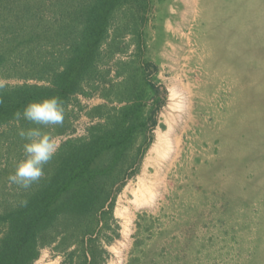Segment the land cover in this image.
<instances>
[{"label": "trees", "instance_id": "1", "mask_svg": "<svg viewBox=\"0 0 264 264\" xmlns=\"http://www.w3.org/2000/svg\"><path fill=\"white\" fill-rule=\"evenodd\" d=\"M152 1L0 0V78L21 81L0 84V160L5 161L0 167V264H32L40 249L54 242L59 251L75 245L66 253L71 264H99L104 250L97 235L109 228L115 193L136 172L151 142L165 94L154 82L157 67L147 58L116 60L112 76L105 65L124 51L119 41L127 34L136 50L145 43L141 29ZM96 94L118 106H93L86 114L97 120L83 136L61 141L43 165V177L28 188L10 181L11 191H5L6 177L16 171L29 143L20 132L39 129L50 138L65 134L71 127V99ZM51 97L61 102L62 124L17 118L28 104ZM136 225L125 264H195L189 236L173 246L175 238L164 225L154 233L151 223L146 225L149 235L139 221Z\"/></svg>", "mask_w": 264, "mask_h": 264}, {"label": "rangeland", "instance_id": "2", "mask_svg": "<svg viewBox=\"0 0 264 264\" xmlns=\"http://www.w3.org/2000/svg\"><path fill=\"white\" fill-rule=\"evenodd\" d=\"M263 11L264 0H153L141 29L144 45L136 50V42L130 41V34L119 41L124 51L116 52L105 65L110 67V76L114 73L116 60L140 61L147 58L156 65L154 82L165 90V94L160 96L161 106L155 117L157 123L149 134L151 142L139 157L134 167L136 172L128 176L115 193L109 228L100 230L97 235L96 243L104 250L99 256V264L126 263L137 221L147 235L150 231L145 228L150 223L151 233L158 231L162 225L167 227L169 238H175L172 240L173 246L178 242V246H181L185 237L187 239L189 236L192 242L188 246V253L192 256L197 254L193 258H196L193 261L195 264H264ZM217 61L219 63L216 64ZM233 69L236 73H233ZM245 81H248V86ZM18 82L21 81L0 78V84ZM251 87L256 90L253 92ZM173 92L176 93L174 96ZM175 99L178 100L177 111L172 107ZM69 103L70 131L51 137L57 147L69 135L78 137L86 133L87 127L97 120L86 114L93 106L101 103L118 106V103H109L98 94L91 97L78 95ZM168 121L181 123L177 128V135H180L176 154L173 153L172 142L170 152L153 155L145 163L157 131L164 132ZM231 133L235 135L231 136ZM172 153V156L168 155ZM25 158L24 153L20 156V163ZM4 166L5 161L1 159L0 167ZM8 167L12 168L11 165ZM14 173L12 170L6 177L5 191H11L9 177ZM152 173H158L160 183L157 184V192L141 195V191L137 190L138 182L144 176L154 179ZM193 221H197L196 225L191 224ZM55 247V242L42 247L32 264H71L66 253H70L75 245L61 251ZM76 252L72 255L74 262L79 256Z\"/></svg>", "mask_w": 264, "mask_h": 264}, {"label": "clouds", "instance_id": "3", "mask_svg": "<svg viewBox=\"0 0 264 264\" xmlns=\"http://www.w3.org/2000/svg\"><path fill=\"white\" fill-rule=\"evenodd\" d=\"M24 119L35 124L56 126L63 123V108L59 98L51 97L39 102L28 104L22 113H17ZM20 135L29 143L24 146L26 158L17 166L15 173L9 177L10 181L24 188H28L35 181L43 177V165L46 164L57 151V145L48 136L41 134L39 129L21 131Z\"/></svg>", "mask_w": 264, "mask_h": 264}, {"label": "bare ground", "instance_id": "4", "mask_svg": "<svg viewBox=\"0 0 264 264\" xmlns=\"http://www.w3.org/2000/svg\"><path fill=\"white\" fill-rule=\"evenodd\" d=\"M193 1V0H192ZM220 1V0H219ZM216 2H217V0H216ZM241 2V1H240ZM260 2H261V0H260ZM231 3H232V1H231ZM231 3H229V5L231 4ZM246 3V2H245ZM204 4V3H203ZM214 4H215V2H214ZM239 4V3H238ZM262 4V3H261ZM207 5V4H206ZM242 5V4H241ZM245 5V4H244ZM260 5V4H259ZM215 6V5H214ZM219 6H222V5H219ZM231 6V5H230ZM203 8H204V6H202ZM218 8V7H217ZM231 8V7H230ZM236 8H239V7H236ZM243 8V7H242ZM244 8H246V7H244ZM243 8V9H244ZM215 9V8H214ZM220 9V8H219ZM261 9V8H260ZM225 10V9H224ZM201 11H203V10H201ZM228 11H229V9H228ZM239 11H240V9H239ZM243 12H245L244 10H242ZM257 11V10H256ZM216 12V11H215ZM214 12V13H215ZM231 12V11H230ZM233 12V11H232ZM231 12V13H232ZM247 12H249V11H247ZM264 12V11H263ZM213 13V14H214ZM231 13H229V15L231 14ZM234 13V12H233ZM232 13V14H233ZM216 14V13H215ZM239 14H241V12L240 13H238V15ZM245 14H246V12H245ZM253 14V13H252ZM256 14V13H255ZM224 15V14H223ZM226 15V14H225ZM234 15V14H233ZM237 15V14H236ZM235 15V16H236ZM251 15V14H250ZM249 15V16H250ZM263 15V14H262ZM207 16V15H206ZM214 16V15H213ZM247 16H248V14H247ZM253 16H254V14H253ZM208 17V16H207ZM206 17V18H207ZM211 17V16H210ZM226 17V16H225ZM259 17V16H258ZM212 18V17H211ZM231 18H232V15H231ZM245 18V17H244ZM235 19V18H234ZM208 20V19H207ZM210 21V20H209ZM234 22V21H233ZM210 23V22H209ZM223 23V22H222ZM226 23V22H225ZM241 23V22H240ZM259 24V23H258ZM263 25V24H262ZM261 25V26H262ZM208 26H210V25H208ZM207 26V27H208ZM215 26V25H214ZM213 26V27H214ZM206 27V29H209V28H207ZM205 28V27H204ZM221 28H223V27H221ZM211 29V28H210ZM213 29V28H212ZM241 29V28H240ZM261 29V28H260ZM206 31H208V30H206ZM260 32V31H259ZM209 33V32H208ZM210 33H211V31H210ZM217 33V32H216ZM217 34H219V33H217ZM204 36V35H203ZM222 36V35H221ZM203 38V37H202ZM206 38H204V40H205ZM208 39V38H207ZM217 39V38H216ZM209 40V39H208ZM225 40V39H224ZM203 41V40H202ZM205 41H207V40H205ZM211 41V40H210ZM213 41H214V43H215V40L213 39ZM230 41H232V40H230ZM219 42H220V40H219ZM203 43V42H202ZM206 43V42H205ZM210 43V42H209ZM226 43V42H225ZM224 43V44H225ZM207 44H208V42H207ZM228 46V45H227ZM208 48V47H207ZM214 50L215 49H217V48H213ZM232 49V48H231ZM218 50V49H217ZM228 50V49H227ZM211 51V50H210ZM231 51V50H230ZM217 52V51H216ZM216 52H215V54H216ZM236 52V51H235ZM255 53V52H254ZM210 54V53H209ZM212 54V53H211ZM252 55V54H251ZM255 55V54H254ZM261 55V54H260ZM205 56H207V54L205 55ZM213 57H215L216 58V56H214V55H212ZM264 56V55H263ZM212 57V58H213ZM209 58H210V56H209ZM208 58V59H209ZM215 58H214V60H215ZM254 58H255V56H254ZM261 58H262V56H261ZM190 59V58H189ZM253 59V58H252ZM257 59V58H256ZM198 60H199V58H198ZM250 60V59H249ZM255 60V59H254ZM262 60H264V59H262ZM208 61V60H207ZM252 61V60H251ZM200 62V61H199ZM262 62V61H261ZM200 63H202V62H200ZM208 63V62H207ZM206 63V64H207ZM217 63H219V61H217L216 62V64ZM264 63V62H263ZM216 64H215V66H216ZM221 64V63H220ZM225 64V63H224ZM228 65V64H227ZM226 65V66H227ZM207 66V65H206ZM218 66H219V64H218ZM229 66V65H228ZM234 66V65H233ZM261 66V65H260ZM208 67H209V65H208ZM220 67V66H219ZM222 67V66H221ZM227 68V67H226ZM257 68V67H256ZM262 68H264V67H262ZM220 69V68H219ZM223 69V68H222ZM259 69V68H258ZM217 70H218V68H217ZM234 71H236V70H234L233 69V73H236V72H234ZM240 71V70H239ZM247 71V70H246ZM213 72V71H212ZM254 73H256L255 71H253ZM260 72V71H259ZM258 71H257V73H259ZM229 73V72H228ZM227 73V74H228ZM230 73H231V70H230ZM229 73V74H230ZM232 73V74H233ZM207 74V73H206ZM250 74H252V73H250ZM250 74H248V75H250ZM261 74H262V72H261ZM236 75V74H235ZM241 75V74H240ZM247 75V76H248ZM221 76V75H220ZM233 76V75H232ZM237 76V75H236ZM235 76V77H236ZM248 77H250V76H248ZM252 77V76H251ZM237 78V77H236ZM235 78V79H236ZM260 78V77H259ZM227 79V78H226ZM251 79V78H250ZM252 79H253V77H252ZM187 80V79H186ZM190 80H191V78H190ZM225 80V79H224ZM255 80H256V77H255ZM259 80V79H258ZM263 80V79H262ZM192 81V80H191ZM205 81V80H204ZM240 81V80H239ZM249 81H251V80H249ZM246 82V81H245ZM261 82H263V81H261L260 80V84H262ZM244 83V82H243ZM248 83V81L246 82V84ZM252 83V82H251ZM254 83V82H253ZM186 84V83H185ZM197 84V83H196ZM184 85V84H183ZM250 85V84H249ZM242 86V85H241ZM245 86V85H244ZM247 86H248V84H247ZM256 86V85H255ZM262 86H264V85H262ZM190 87V86H189ZM240 87V86H239ZM252 89H253V87H251ZM250 88V89H251ZM259 88V87H258ZM221 89V88H220ZM244 89V88H243ZM261 89V88H260ZM194 90V89H193ZM193 90H192V92H193ZM242 90V89H241ZM245 90V89H244ZM248 90H249V88H248ZM254 90H256L255 88L253 89V92H254ZM246 91V90H245ZM250 91V90H249ZM194 92H196V91H194ZM257 92V91H256ZM176 93L175 92H173V94H172V96H174ZM249 94H251L250 92H249ZM188 95V94H187ZM197 96V95H196ZM199 96V95H198ZM247 96V95H246ZM246 96H244L243 98H245ZM192 98V97H191ZM210 98V97H209ZM247 98H249V97H247ZM258 100H259V97L257 98ZM221 100V99H220ZM249 100V99H248ZM247 100V101H248ZM252 100V99H251ZM254 100V99H253ZM175 101H176V103H175ZM177 101L178 100H174V103H172V107H173V109H175L176 111H177V107H178V105H177ZM246 101V102H247ZM250 101V100H249ZM262 102V101H261ZM251 103V102H250ZM257 103H258V101H257ZM218 104V103H217ZM249 104V103H248ZM253 104V103H252ZM245 105L246 104H244V106L243 107H245ZM254 105V104H253ZM258 106V105H257ZM242 107V108H243ZM187 108V107H186ZM260 108H261V105H260ZM260 108H258V109H260ZM178 110H179V108H178ZM207 112V111H206ZM258 112H259V110H258ZM261 113V112H260ZM187 114V113H186ZM174 115V114H173ZM261 115V114H260ZM260 115H258L259 117H260ZM253 118V117H252ZM187 119H188V117H187ZM255 121V120H254ZM198 123V122H197ZM251 123V122H250ZM194 124V123H193ZM200 124V123H199ZM249 124V123H248ZM254 124V123H253ZM252 124V125H253ZM179 125H181V123H180V121H168L167 122V129L164 131V132H161V131H157V135H156V137H155V141L153 142V144L151 145V147L149 148V150H148V157L146 158V162L145 163H147V161H150V159L152 158V156L153 155H156V156H159V155H161L162 153L164 154V152H165V154H167L168 152H170L169 151V147L171 146V143L172 142H174V146H173V153L174 154H176V151H177V148L179 147V135H177V128L179 127ZM234 125V124H233ZM241 125H243V124H241ZM240 125V126H241ZM245 125H247V124H245ZM250 125V124H249ZM248 125V126H249ZM190 126V125H189ZM196 126V125H195ZM202 126V125H201ZM229 126V125H228ZM176 129H175V128ZM184 128H186V127H184ZM190 128V127H189ZM192 128V127H191ZM218 128V127H217ZM234 128H235V126H234ZM251 128H254V127H251ZM193 129V128H192ZM198 131V130H197ZM171 132V133H170ZM186 134V133H185ZM202 134H204V133H202ZM211 134H213V133H211ZM217 134V133H216ZM242 134V133H241ZM215 135V134H214ZM223 135V134H222ZM233 135H235V134H233V133H231V136H233ZM196 136V135H195ZM211 136V135H210ZM226 137V136H225ZM214 138V137H213ZM196 139H197V137H196ZM223 139L225 140V138L223 137ZM230 139V138H229ZM199 141V140H198ZM201 141H202V139H201ZM211 141H212V139H211ZM240 142V141H239ZM200 143V142H199ZM220 143H222V141L220 142ZM209 144V143H208ZM206 145H207V143H206ZM247 147V146H246ZM215 148V147H214ZM224 148V147H223ZM188 150V149H187ZM192 151V150H191ZM214 151V150H213ZM216 152V151H215ZM222 152H224L223 150H222ZM258 152V151H257ZM173 153L172 154H168V155H173ZM188 155V154H187ZM197 155V154H196ZM217 156V155H216ZM167 157V156H166ZM174 157V156H173ZM202 157V156H201ZM171 158V157H170ZM199 158V157H198ZM213 158V157H212ZM216 158V157H215ZM191 159V158H190ZM201 159V158H200ZM204 159V158H203ZM207 160V159H206ZM216 160V159H215ZM188 161V160H187ZM200 161V160H199ZM214 161V160H213ZM190 162H192V161H190ZM262 162V161H261ZM187 163V162H186ZM202 163V162H201ZM258 163V162H257ZM263 163V162H262ZM178 165V164H177ZM214 165V164H213ZM251 165V164H250ZM255 165V164H254ZM180 166V165H179ZM185 166V165H184ZM201 166H202V164H201ZM261 166V165H260ZM182 167V166H181ZM205 167H207L206 165H205ZM205 167H203V168H205ZM262 167H263V165H262ZM160 168V167H159ZM170 168V167H169ZM193 168V167H192ZM202 168V167H201ZM226 168V167H225ZM244 168H245V166H244ZM231 169H232V167H231ZM252 169H253V167H252ZM259 169V168H258ZM192 169H190V171H191ZM196 170H198V169H196ZM223 170V169H222ZM225 170V169H224ZM243 170V169H242ZM241 170V171H242ZM181 171H182V169H181ZM195 171V170H194ZM250 171V170H249ZM248 171V172H249ZM154 172V171H153ZM187 172V171H186ZM192 172V171H191ZM200 172H202L201 170H200ZM220 172V171H219ZM246 172V171H245ZM253 172V171H252ZM184 173V172H183ZM199 173V172H198ZM254 173V172H253ZM153 174V173H152ZM189 174V173H188ZM187 174V175H188ZM217 173H215V175H216ZM221 174V173H220ZM240 174V173H239ZM255 174V173H254ZM196 175V174H195ZM246 175V174H245ZM250 175V174H249ZM193 176V175H192ZM198 176V175H197ZM212 176V175H211ZM240 176V175H239ZM241 176H242V174H241ZM152 177H154V179H147L145 176L143 177V178H141L140 180H139V182H138V188H137V190H139V191H141V195H152V194H155L156 192H157V190H156V188L159 186V185H157L158 184V182L160 183V181L158 180V173H156V174H153V176ZM190 177H191V174H190ZM196 177V176H195ZM198 177H200V176H198ZM217 177V176H216ZM216 177H214V178H216ZM235 177H237V176H235ZM191 179V178H190ZM197 179V178H196ZM212 179V178H211ZM210 179V180H211ZM249 179V178H248ZM261 179H263V178H261ZM208 180V179H207ZM233 180V179H232ZM245 180H247L246 179V177H245ZM231 181V180H230ZM202 182H204V181H202ZM234 182V181H233ZM243 182H245V181H243ZM259 182V181H258ZM192 183V182H191ZM204 184V183H203ZM207 184V183H206ZM234 184V183H233ZM232 184V185H233ZM243 184H245V183H243ZM254 184V183H253ZM260 184H261V181H260ZM259 184V185H260ZM191 185V184H190ZM229 185V184H228ZM240 185H241V183H240ZM207 186V185H206ZM244 186V185H243ZM188 187V186H187ZM229 187H230V185H229ZM242 187V186H241ZM263 187H264V184H263ZM192 188V187H191ZM194 188V187H193ZM184 189V188H183ZM189 189V188H188ZM246 189V188H245ZM198 190V189H197ZM232 190V189H231ZM262 190V189H261ZM264 190V189H263ZM185 191V190H184ZM184 191H182V192H184ZM258 191H260V190H258ZM189 192V191H188ZM204 192V191H203ZM229 192V191H228ZM233 192V191H232ZM229 193H231V192H229ZM246 193V192H245ZM244 193V194H245ZM184 194V193H183ZM239 194V193H238ZM193 195V194H192ZM195 195V194H194ZM197 195V194H196ZM211 195V194H210ZM227 195V194H226ZM184 196V195H183ZM225 196V195H224ZM236 196V195H235ZM246 196V195H245ZM222 197V196H221ZM260 197V196H259ZM235 198V197H234ZM238 198V197H237ZM236 198V199H237ZM188 199V198H187ZM192 199V198H191ZM198 199V198H197ZM210 199V198H209ZM233 199V198H232ZM200 200V199H199ZM206 200V199H205ZM217 200V199H216ZM235 200V199H234ZM239 200V199H238ZM214 201V200H213ZM257 201H258V199H257ZM215 202V201H214ZM217 203V202H216ZM239 203H241V202H239ZM244 204V203H243ZM260 205V204H259ZM262 205V204H261ZM264 205V204H263ZM262 205V206H263ZM260 208V207H259ZM264 209V208H263ZM264 214V213H263ZM255 243V242H254ZM253 246V245H252Z\"/></svg>", "mask_w": 264, "mask_h": 264}]
</instances>
